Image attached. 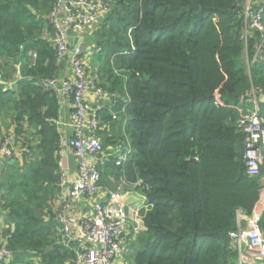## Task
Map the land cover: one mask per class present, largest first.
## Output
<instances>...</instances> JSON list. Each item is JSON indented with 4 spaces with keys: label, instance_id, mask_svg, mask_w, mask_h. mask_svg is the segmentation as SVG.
<instances>
[{
    "label": "trees",
    "instance_id": "obj_1",
    "mask_svg": "<svg viewBox=\"0 0 264 264\" xmlns=\"http://www.w3.org/2000/svg\"><path fill=\"white\" fill-rule=\"evenodd\" d=\"M53 3L0 0V138L11 130L16 146L26 148L22 161L6 158L0 166L11 264H67L72 256L52 214L60 192L61 105L39 82L63 74L47 36ZM245 3L112 0L94 31L105 57L88 70L117 101L113 110L127 104L116 119L110 102L99 111L104 147L133 148L126 162H107L102 173L114 163L118 174L108 184L127 190L132 185L122 184L123 176L139 182L134 190L148 202L131 242L133 264H239L229 232L237 210L251 214L264 180V167L247 173L245 134L237 126L241 96L252 86L264 92V60L253 61L260 32L244 40ZM9 82L14 87L6 88Z\"/></svg>",
    "mask_w": 264,
    "mask_h": 264
},
{
    "label": "built area",
    "instance_id": "obj_2",
    "mask_svg": "<svg viewBox=\"0 0 264 264\" xmlns=\"http://www.w3.org/2000/svg\"><path fill=\"white\" fill-rule=\"evenodd\" d=\"M111 8L112 0H54L48 15L52 28L47 36L56 45L58 59L71 64L70 77L53 76L39 81L43 87L54 90L60 105L71 104L68 120L62 121L61 117L56 120L60 132L61 174L60 192L52 201L59 242L72 252L67 264H126V234L131 229L137 232L141 228L140 208L132 210L134 214L128 208V199L139 182L130 184L123 176L122 184L132 185L127 190L102 183V166L112 161L126 162L133 150L130 143L104 148L100 130L106 126L99 111L110 102V112L116 119L119 113L126 112L127 104L120 110H113L116 100L96 87L94 75L88 71L91 58L101 53L102 47L96 42L87 44V33L94 34ZM243 15L246 44L253 30L260 32L253 61L264 60V0H246ZM77 42L73 56L69 57L71 46ZM29 55L34 64L36 51H29ZM21 62H18V68ZM89 89L100 99L97 103L86 99ZM261 93L264 92L252 86L250 92L241 96V113L237 120L238 128L245 134L244 160L251 176L260 174L264 167V101ZM24 151L26 148L16 146V134L10 130L3 139L0 138V166L6 158L22 161ZM263 214L264 180L251 214L237 210V226L229 232L230 246L237 250L239 264H264ZM6 226L0 197V264H11L13 259L4 234Z\"/></svg>",
    "mask_w": 264,
    "mask_h": 264
},
{
    "label": "rangeland",
    "instance_id": "obj_3",
    "mask_svg": "<svg viewBox=\"0 0 264 264\" xmlns=\"http://www.w3.org/2000/svg\"><path fill=\"white\" fill-rule=\"evenodd\" d=\"M96 36V35H95ZM94 36V34H92L91 32H89V33H87V44H92V43H95L96 41H95V37ZM246 43V42H245ZM96 44V43H95ZM104 57H105V54L104 53H99V54H97L96 56H93L92 58H91V62H90V70H92L93 68H92V64H95V66L97 67L98 66V63L99 62H102L103 61V59H104ZM244 58L247 60V62H248V64H249V62H252V61H250L248 58H249V56H248V53H247V50H246V54L244 55ZM59 60V64H60V67H62V69H63V77L64 76H66L67 74H71V64H70V61H67V60H60V59H58ZM253 63V62H252ZM18 64V63H17ZM20 69H21V67L19 68V72H20ZM64 71H65V74H64ZM89 71V70H88ZM93 71V70H92ZM90 72V71H89ZM61 75H57L56 77H61ZM251 90V89H250ZM250 90H249V92H250ZM247 94V93H246ZM246 94H243V95H246ZM242 95V96H243ZM263 106H264V103L262 104ZM103 145H104V143H103ZM123 145L124 146H127L128 145V142H124L123 143ZM108 147H110V146H108ZM105 148V147H104ZM60 166V165H59ZM107 170V171H106ZM60 171H61V169H60ZM60 174H61V172H60ZM117 174H118V170H117V168L115 167V164L113 163V164H111V165H109L108 166V168L106 169L105 167L103 168V173H102V183L104 184V185H106V186H109V187H111L112 188V186H110L109 184H108V182L111 184V180H112V177H116L117 176ZM60 180V179H59ZM114 183V182H113ZM136 196H137V200L136 201H134L133 203H131V204H129V209L130 208H133V209H131V210H138L139 208H146L147 206H148V202H147V200H146V197L144 196V194L142 193V192H140V191H137V193H136ZM51 215V214H50ZM127 251L125 252V254H124V261H125V263L126 264H133V252H134V250H132V247H128L127 246Z\"/></svg>",
    "mask_w": 264,
    "mask_h": 264
},
{
    "label": "crops",
    "instance_id": "obj_4",
    "mask_svg": "<svg viewBox=\"0 0 264 264\" xmlns=\"http://www.w3.org/2000/svg\"><path fill=\"white\" fill-rule=\"evenodd\" d=\"M258 1V0H257ZM22 63V62H21ZM22 65V64H21ZM99 66V65H98ZM63 70V69H62ZM64 74H65V71H64ZM63 75V74H62ZM61 75V76H62ZM71 76V74L69 73V74H67L66 76H64V77H70ZM12 84V87H14V83H11ZM11 86H10V82L9 83H7V85H6V88H12ZM86 99L88 100V101H90V102H92V103H97V101L98 100H100V99H98L97 97H95V94H94V92L92 91V90H88L87 91V94H86ZM70 110H71V104L70 103H67V102H65L64 104H61V107H60V111H61V120L62 121H67L68 120V118H69V114H70ZM69 128V127H68ZM67 128V130H69L70 131V133H72V130H71V128H69L68 129ZM111 181H113V177H112V180ZM116 187H117V185H116ZM116 189H123V187H121L120 185H118V187L116 188ZM136 193H137V191H133L132 192V194H131V196H130V198L132 197L133 198V200H129L128 199V201H129V203L131 204V203H133L134 201H136L137 200V196H136ZM131 209H133V208H130V210ZM135 211V210H134ZM131 212H132V210H131ZM132 214H134L133 212H132ZM140 215V214H139ZM140 225H141V228L137 231V232H134L132 229L131 230H129L128 231V233L126 234V237H125V246L127 247H131V242H132V240H134L135 238H136V236H137V234L139 233V231L140 230H142L143 229V221H142V218H141V216H140ZM35 262L37 263V260H35Z\"/></svg>",
    "mask_w": 264,
    "mask_h": 264
},
{
    "label": "water",
    "instance_id": "obj_5",
    "mask_svg": "<svg viewBox=\"0 0 264 264\" xmlns=\"http://www.w3.org/2000/svg\"><path fill=\"white\" fill-rule=\"evenodd\" d=\"M78 46V42L76 43V44H74L73 46H71V49H70V51H69V57H72L73 56V54H74V51H75V48ZM260 97H261V99L264 101V93H261L260 94ZM129 200L131 201V200H133V198L131 197V198H129Z\"/></svg>",
    "mask_w": 264,
    "mask_h": 264
}]
</instances>
